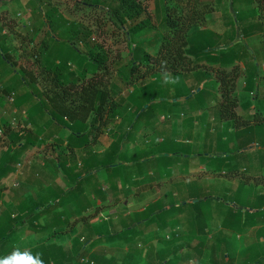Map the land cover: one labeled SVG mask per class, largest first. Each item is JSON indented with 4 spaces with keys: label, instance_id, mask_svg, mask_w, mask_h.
Here are the masks:
<instances>
[{
    "label": "trees",
    "instance_id": "1",
    "mask_svg": "<svg viewBox=\"0 0 264 264\" xmlns=\"http://www.w3.org/2000/svg\"><path fill=\"white\" fill-rule=\"evenodd\" d=\"M72 1L77 8L91 12L97 9L102 11L105 20L103 16L98 17L96 24L70 20L54 0H28L26 7L20 5L21 0H10L8 11L14 12L15 16L8 23L0 24V99L5 101L9 95H14L11 110L16 108L18 112L28 113L24 130L12 127L10 120L0 114V131L5 130L9 138L5 142L0 141V194L6 188L3 179L15 173L22 163V173L19 174L22 183L19 182L10 191L11 199L20 196L21 200L16 203V209L8 204L10 209L4 206L0 210V258L14 250L16 242L11 247H8V243L16 233L21 238L33 233L54 235L68 226L73 217H81L83 212L90 209L97 210L95 207L98 199L105 200L111 194L114 201L119 202L123 197H119L116 192L128 196L131 188L128 184V187L124 186L128 171L134 169L132 166L136 163L141 171L140 165L147 162L155 151L160 152L161 145L158 143L150 151L140 152L137 149L132 153L125 149L123 142L130 140L135 144L155 131L158 117L167 109H158L156 105L171 107L188 104L201 123L211 125L210 128L215 131L217 148L221 151L214 156L205 153L199 155L216 161L212 169L214 173L238 171L237 156L228 149L229 145H225V142H229L230 124L243 126L240 131L243 137L245 133L252 137L258 135L264 145V40H260V49L252 47L259 40L253 38V34L264 31V21L258 15L264 8V0H228L232 8L239 9L235 13L231 11L234 15L226 20L221 33L199 30L190 37L189 31L198 27L205 14L213 11L211 2L162 0L165 14L159 29L160 36L151 39L149 43L128 47L124 59L119 58L114 62L118 63L116 70L120 72L119 77L115 78H111L109 53L96 40L94 33L100 31L101 35L132 42L135 35L152 27L150 11L141 0ZM14 2L27 10L28 22L23 21L21 25L17 22L18 10ZM11 22L15 24V29L10 28ZM13 33L23 36V41L31 46L22 54L28 67L29 62H32L31 69L34 72L28 67L22 70L15 68L10 77L3 80L4 70L17 65L14 62L15 53L24 45L23 42H14L16 36L13 37ZM162 61L166 62L163 66ZM241 62L245 71V91L253 93V103L249 100L243 102L245 113L238 115L236 108L242 97L237 93L236 81L242 72ZM128 64L129 70L124 71V66ZM188 71L197 74V80L189 84V93L170 97L178 99L173 102L165 98L161 102L154 101L160 95H165L157 75L167 73L178 76ZM154 75L156 78L152 79ZM141 78H149L141 93L144 103L127 129L122 131L123 140L115 141L102 153L89 149L90 145L96 143L99 132L116 115L120 104L116 100L121 91L119 85L122 83V86H129ZM41 82L44 89L37 88ZM199 82L203 84L202 87ZM210 113L215 114L213 119ZM187 121L186 125L192 128L196 126L195 118L190 121L189 117ZM69 123L72 125L68 126ZM65 127L69 132L63 138L59 134ZM55 135L58 137L56 142L60 144L53 146L57 153L46 158L45 166L51 170L50 174H46L45 168V171L41 170L46 172L42 176L40 172L37 173V169L40 170L38 160L28 163L24 162V158L40 143L47 142ZM237 135V138L241 136L238 132ZM247 140L243 139L245 142ZM161 154L173 159L179 152ZM60 172H66V176L72 179L70 189L58 186L56 181ZM45 175L50 180L47 187L43 185ZM93 178L100 182H95ZM34 180L39 181V186L34 184ZM103 181L109 184L107 192L103 190ZM137 182L138 179L131 185L137 186ZM90 189L94 192H89ZM257 198L258 201L260 199L258 209L246 211V215L233 210L225 213L220 205H213L212 209L204 207V203L212 202L209 197L198 198L191 203L182 202L181 206L188 204L192 207L191 216L200 223L195 230L198 242L193 246L187 242L176 245L182 236L178 231L174 232L172 240L157 235L165 241L168 250H161L168 255V259L160 264H194L190 263L193 258L197 259V264H232V260L223 261L226 256L224 252L214 258L212 255L206 256L209 242L206 229L215 232L227 228L238 234L248 232L250 227L263 225L264 192L257 195ZM174 203L166 207L159 199L144 210L128 216L130 222L123 223L120 231L103 233L98 229L99 235L95 239L93 230L88 235L84 230L81 233L87 238L79 237L73 247L42 242L29 250L33 254L41 253L45 264H119L117 260L120 264H141L143 253L138 248L141 234L135 233L136 224L151 223L155 217L171 212L177 206L175 200ZM177 207L180 208V205ZM42 218H46L48 225L36 224ZM85 226V229H91L95 225L87 223ZM86 243H89L90 248L102 244L122 248L124 256L119 259L114 252L110 255L95 252L89 254L87 246H82ZM138 255L141 256L136 260ZM150 255L148 252L147 256Z\"/></svg>",
    "mask_w": 264,
    "mask_h": 264
},
{
    "label": "rangeland",
    "instance_id": "2",
    "mask_svg": "<svg viewBox=\"0 0 264 264\" xmlns=\"http://www.w3.org/2000/svg\"><path fill=\"white\" fill-rule=\"evenodd\" d=\"M21 1L22 3H20V5H25L26 7L28 0ZM54 1L58 4L60 11L70 20L85 21L91 24H96V21L100 16H103V19L105 20L104 13H101L102 11H99L98 9L91 12L84 8L75 7L72 0ZM141 1L152 15V27H149L148 29L135 35L132 42L117 39V37L101 35L99 33L100 31L97 33L95 32L93 35L96 40L103 44L109 53V67L111 70L110 73L112 74L111 78L119 77L120 72L116 70L118 63L114 62H116L119 58H121V60L124 59V56H126V53L129 51L128 47L131 46V48H134L143 43H149L151 39H156L160 36L159 29L160 25L164 21L165 14L162 0ZM205 1L211 2L213 11L207 15L205 14L202 21H199L198 27H193L189 31V37L191 35L194 36V33H198L199 30L213 32L220 31L219 33H221V28L223 29L226 20L228 18H232L234 13L237 11V7H233V9L230 5L231 2L229 3L228 0H203V2ZM14 7L18 10L16 18L17 22L19 24L23 21L28 22L29 15L27 10L19 7V5L15 2ZM14 27L16 28V26ZM12 36L15 37L16 34L13 33ZM15 40L19 44L23 42L24 45L21 49H19L14 58V62H16L17 65L14 68L11 67L12 69L4 70L3 75L5 73V77L2 75V78H4L3 80L8 78L9 74H11L15 68L22 70L25 67H28L27 61L22 53L25 52V49L29 50L31 46L27 41H23L24 39L21 35H17ZM221 42L222 41H219V43ZM260 42V40H257L256 44L252 47L260 49L262 46ZM29 64L30 65L27 69L33 68L32 62H29ZM240 64L242 72L237 78L236 90L239 96L242 97V100L240 105L236 108L238 115L245 113L242 105L243 102L249 100L251 104L253 103V93L245 91L244 64L242 62ZM129 68L130 65L128 64L124 66L123 70L128 71ZM262 69H264V65L262 66ZM163 76H165V74L157 75V77H160L161 91L164 92L165 95H160L159 99L155 98V102H161V99L164 98L170 102L178 100L176 98L170 99V97L179 96L180 93H189V84H192L197 80V74H194L193 71H188L184 75H169L172 79L178 77V83L165 82V78ZM155 78V75L152 76V79ZM148 79L149 78H141L129 86H122V83L119 85V87H121V91L118 92L116 100L119 101L120 104L116 115L115 117H112L110 123L103 127L101 132H99L96 143L90 145L88 147L89 149H92L97 153H102L115 141L120 142L123 140L122 131L124 132L127 129L129 122L134 119L141 105L144 103L141 93L142 89L146 86ZM199 84L202 87L203 84L201 82H199ZM1 85L2 83H0V87ZM200 86L197 88V91L200 89ZM37 88L44 89L43 83L41 82V84H38ZM181 98H186V96ZM8 100L7 98H5V101L0 99V114H4L3 117L10 120L12 127H16L18 130H24L26 128L25 123L28 113L26 111L18 112L16 108L11 110L13 101ZM156 107L158 109H167L163 111L164 114L160 116V118L158 117V125H156L155 131L147 138H141L139 142H137L138 144L136 142L134 144L130 140L123 142L125 149H129L132 153H134L137 149L140 152L144 150L150 151L154 147H157L158 143L161 145L160 152L155 151L153 156L147 162L140 165L142 168L141 171L138 168V163L134 164V166H132L134 169H130L127 173L126 183L123 181V183H125L124 186L128 187L127 184L130 186V191H136V189L139 190V187H141L140 190L143 188L146 189L147 192L143 193L144 190H142V192L139 191L136 192V194L133 193L127 198L128 204L123 201L119 203L108 201L107 204L99 205V210L93 211L91 215L83 216L80 219L84 224L90 223L91 225H95L92 227L94 234L93 239H95L99 235V230L103 233L120 231L123 223L127 224L130 222L128 216H133L135 212L140 211L159 199L161 200V204L166 207L175 204V200V202H177V206L180 205V208L176 206L171 212L155 217L151 223L142 222L136 224V229L134 231L135 233L141 234V238L138 240V248L141 249V253H143L141 254L142 256L138 255L136 260H138L141 256V264H148V262L149 264H160L163 260L168 259V255L164 254L165 252H161L163 249L168 252V250H166L167 247H165V241L163 239H159V237H166L167 240H172V238L175 237L174 232L178 231L182 236L181 240L178 241L176 245L185 244L186 237H196L195 230L200 223L191 216L192 207L188 206V204L181 206L182 202L187 201V203H191L196 201L198 198L205 199L206 197H209L212 199V202L204 203V207L209 206L212 209L214 208L213 205H220L225 213L233 210L237 213L241 212L242 215H246V211L252 212L258 209L260 199L258 201L257 195L264 192V145H262L261 139L257 137L258 135H253L252 137L251 134L245 133V137H243L240 133L243 126L235 127L230 124L229 134L231 138H228L229 142H225V145L226 147L229 145L228 149L232 151L231 153L236 154L238 171L227 172L223 170L222 172L214 173L212 169L214 168L213 164L216 165V161L207 156L203 157L202 155H199L205 153L210 156H214L221 151V149L217 148V143L215 141L216 135L213 133L215 131L210 128L211 125L201 123L200 119L197 118V115L195 117L194 113L191 112L188 104L181 103L180 105L171 107L156 105ZM249 110L251 109L249 108ZM201 113L202 112L198 115L200 116ZM210 114L213 119L215 114ZM189 117L190 121L195 118L194 125L196 126H194V128L186 125L188 124L187 119H189ZM71 125V123L68 124V126ZM68 132L67 127H65L61 130L59 135L66 138ZM94 132L98 133L97 130ZM237 132L241 135L238 138ZM247 137L250 139L247 140ZM57 138L58 137L55 135L48 139L47 142L40 143V145L35 148L36 152L34 154L28 153L25 156L24 162L29 163V160L32 158L39 161L44 157H51L50 154L57 153V151H54L53 149L54 145L57 147L60 144L56 142L55 139ZM243 139L247 141L245 142ZM7 140H9V138L8 135L6 136V131L1 130L0 141L5 142ZM169 151L179 152V154H177L173 159H168L167 156L161 154V152L165 154ZM21 166L22 163L18 165V169L15 173L3 179V182L6 184V188L0 194V210H3L4 206L6 209H10L8 204H12L14 206V200H11L10 191L12 188L17 187L19 182L22 183V180L19 177V174L22 173ZM137 179V186L131 185ZM59 182L64 187L71 185L66 178H60ZM127 212L130 213L128 214ZM71 222L74 225L80 223L76 222V218H72ZM163 223L165 224L164 226ZM218 230L221 231L222 235L225 237L222 238L221 236H218L216 232H209L212 237L209 238L210 240L206 248V256L211 257L212 255L214 258V256L224 252L226 253V256L223 258V261L228 260L227 257L230 258L231 256L236 257V255H240L243 256L242 259L247 261L248 264H257V260L258 264H264V242L261 241V239L259 240V237H264V224L256 225L252 228L250 227L248 228V232L238 234L236 231H232L227 228H221V230ZM82 233H77L75 238L78 239L82 236L86 239L87 237ZM16 234L11 236L12 239H10L8 247H11L16 242L15 247H19L21 250L29 249L30 247H33V245L42 243L43 241H48V237H42L49 234L52 235V233L37 234L36 238L32 239L29 237L21 238L18 233ZM59 234L64 235L65 233L60 232ZM54 236L56 237L57 233L52 235V237ZM57 238L59 237L57 236ZM30 239L33 242L30 241ZM254 241H256L254 245L252 244V246L249 245V247H247L249 242L253 243ZM78 243L81 244L83 242ZM225 244L228 245V248L225 247ZM105 245L102 244L95 248H90L89 243H86L82 246H87L89 254L95 252L110 255L114 252L119 259L124 256V250L122 248H114V246L108 247L107 245L109 244ZM148 252L151 253L150 257L147 256ZM247 255L249 257H246ZM84 259L87 260V258ZM197 262V259L193 258L190 263L197 264ZM207 262L209 263V261ZM117 263L120 264V261L117 260Z\"/></svg>",
    "mask_w": 264,
    "mask_h": 264
},
{
    "label": "crops",
    "instance_id": "3",
    "mask_svg": "<svg viewBox=\"0 0 264 264\" xmlns=\"http://www.w3.org/2000/svg\"><path fill=\"white\" fill-rule=\"evenodd\" d=\"M9 1L10 0H0V24H3L4 22H6V23H8V21H9V19H11V18H13L15 15H14V12H12V11H8V9H9V5H10V3H9ZM256 5V4H255ZM238 9H239V7H237ZM259 15V17L261 18V21H264V8L260 11V13L258 14ZM29 17V16H28ZM9 25H11V27L10 28H14V23H10ZM9 25L7 24L6 25V28H8L9 27ZM253 38H259V40H263V38H264V31L263 32H259V33H257V34H253V36H252ZM14 42H16V40L14 41ZM17 53H15V55H16ZM264 70V69H263ZM4 77H5V73H4ZM8 77H10V74H9V76ZM7 79V78H6ZM252 108H254V105H252L251 106ZM64 132H66V131H64ZM36 152V149H34L32 152H31V154H34ZM29 156V155H28ZM50 156H51V154H50ZM46 158H48V157H46ZM45 157L44 158H42L41 160H39L38 161V163H39V168H40V170H38L37 169V173L38 172H40L41 173V175L43 176L46 172V174H50L49 172L51 171L49 168L47 169L46 168V166H45V161H47V159H46ZM34 160V158H32L31 160H29V162H31V161H33ZM45 168H46V172H42L41 170H43V171H45ZM60 175V176H59ZM59 175L57 176V184H59L58 186H60L61 188H63V189H66V190H68V189H70V187H72V185H73V181H72V179H69V177H67L66 175H67V173L66 172H60L59 173ZM60 178H66L68 181H69V184H71V185H69V186H67V187H64V186H62L61 184H60V182H59V180H60ZM43 185H45L46 186V184L48 183V182H50V180H49V178L48 177H46V175L43 177ZM39 180V179H38ZM38 180H34L35 181V183L34 184H37V186H39L38 184H39V181ZM93 180L95 181V182H100L97 178H93ZM33 181V180H32ZM105 181H103V190L105 191V192H107V190H108V188H109V184L107 183V182H105ZM4 184H5V182H3ZM48 186V185H47ZM46 186V187H47ZM140 189H141V187H139ZM138 190V189H136V191H131L130 193H129V195L128 196H122V195H124V194H122L121 192H116V194L119 196V197H123V199L122 200H120L119 202H121V201H123L124 203H127L128 204V201H127V198L128 197H130L133 193H135L136 194V192H139V191H141L142 192V190H144L143 191V193H146L147 192V190L146 189H143L142 188V190ZM89 192H94L92 189H90V190H88ZM93 196H94V194H92ZM26 196H28V195H26ZM91 198H92V196H90ZM11 200H13V199H11ZM19 200H21V198H20V196L19 197H17L16 199H14V207H16V203L19 201ZM108 201H114V199H113V197L111 196V194H109L108 196H107V198L105 199V200H101V199H98L97 200V207H95V209L96 208H98L97 210H99V205H102V204H107V202ZM115 202V201H114ZM118 202V203H119ZM13 206V205H12ZM17 208V207H16ZM146 208V207H145ZM145 208H143V209H141L140 211H142V210H144ZM28 210V209H27ZM97 210H88V211H86V212H83L82 213V216L81 217H83V216H89V215H91L92 213H93V211H97ZM20 212V211H19ZM128 214L130 213V212H127ZM16 214H18V213H16ZM81 217H77L76 218V222H80L79 224H76V225H74V224H72V222H71V220H70V224L68 225V226H66V227H64L63 228V230L62 231H59L58 233H57V236L59 237V238H57V236L55 237H52V235L51 234H49V235H45V236H43L42 238H44V237H48V241H43V243H58V244H61V245H63V246H66V247H73L77 242V239L75 238V235L77 234V233H80V232H84V230H85V233L88 235V234H92V228L91 229H85L86 228V226H84L85 224H87V223H82V221L80 220L81 219ZM73 218H75V217H73ZM37 225H39V226H45V225H48V222H47V220H46V218H42V219H40L39 220V222H37L36 223ZM83 224V225H82ZM221 230V229H220ZM65 233L64 235H60L59 233ZM206 234H207V237H208V240H210L209 238L210 237H212V235H210L209 234V232H208V229H206ZM216 232V234L218 235V236H221L222 238L223 237H225L224 235H222V232L221 231H219V230H217V231H215ZM37 234L38 233H33V234H28V235H26V236H24V237H26V238H32V239H34V238H36V236H37ZM51 235V236H50ZM186 237V236H185ZM186 239V241L185 242H187V243H191V245L193 246V245H195L197 242H198V239H197V237H192V238H190V237H186L185 238ZM261 239V241H263L264 242V237L263 236H261V238L259 237V240ZM30 241H32L31 239H30ZM37 241V240H36ZM33 242V241H32ZM256 241H254L253 243H251V242H249L248 243V245H247V247H249V245H251L252 246V244L254 245V243H255ZM209 243V242H208ZM40 244V243H39ZM39 244H36V245H33V247H30V248H34V247H37V245H39ZM226 246V248H228V245L227 244H225ZM106 246V245H105ZM108 247H113V246H110V245H107ZM207 246H208V244H207ZM246 247V248H247ZM115 248V247H114ZM24 250V249H23ZM231 256V255H230ZM232 257V258H231ZM230 258H228L227 257V259H231L232 261H233V259H234V261L232 262V263H235V264H243V263H246V264H248L247 263V261H244L243 259H242V257L243 256H240V255H236V257H234V256H231ZM234 257V258H233ZM246 257H249L248 255L246 256Z\"/></svg>",
    "mask_w": 264,
    "mask_h": 264
},
{
    "label": "clouds",
    "instance_id": "4",
    "mask_svg": "<svg viewBox=\"0 0 264 264\" xmlns=\"http://www.w3.org/2000/svg\"><path fill=\"white\" fill-rule=\"evenodd\" d=\"M161 64L163 66L166 62L162 61ZM165 82L178 83L179 78L172 79L165 73ZM0 264H45V262L41 253L33 254L29 249L22 251L19 247H15L10 254L0 258Z\"/></svg>",
    "mask_w": 264,
    "mask_h": 264
},
{
    "label": "built area",
    "instance_id": "5",
    "mask_svg": "<svg viewBox=\"0 0 264 264\" xmlns=\"http://www.w3.org/2000/svg\"><path fill=\"white\" fill-rule=\"evenodd\" d=\"M8 98H9L10 101H13L14 100V95H9Z\"/></svg>",
    "mask_w": 264,
    "mask_h": 264
}]
</instances>
